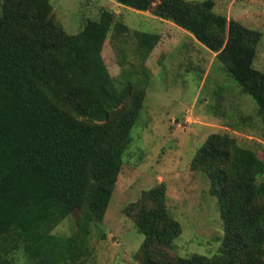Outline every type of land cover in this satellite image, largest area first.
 Returning <instances> with one entry per match:
<instances>
[{"label": "trees", "instance_id": "obj_1", "mask_svg": "<svg viewBox=\"0 0 264 264\" xmlns=\"http://www.w3.org/2000/svg\"><path fill=\"white\" fill-rule=\"evenodd\" d=\"M113 1L152 10L218 51L230 80L254 104V116H242L240 124L264 135V72L254 67L259 32L214 13L212 0ZM51 10V0H1L0 264H17L14 254L21 251L26 264H88L82 257L90 226L108 208L144 98L132 78L117 85L101 56L108 33L115 39L129 33L124 22L103 10L68 34ZM132 33L145 60L159 36ZM191 167L216 198L225 231L220 249L210 257L167 256L163 247L181 226L160 184L141 194L135 228L143 240L134 258L139 264H264V170L256 154L229 134H211ZM75 213V239L51 235Z\"/></svg>", "mask_w": 264, "mask_h": 264}, {"label": "rangeland", "instance_id": "obj_2", "mask_svg": "<svg viewBox=\"0 0 264 264\" xmlns=\"http://www.w3.org/2000/svg\"><path fill=\"white\" fill-rule=\"evenodd\" d=\"M152 1L155 5L160 0ZM184 1L198 5L206 0ZM212 1L214 13L259 32L254 67L264 72V0ZM51 3L52 16L68 34L79 32L84 19H98L103 10L113 13L115 21L124 22L129 33L116 39L108 33L101 56L117 85L132 78L144 96L108 208L101 222L90 226L88 255L82 259L88 264H139L133 255L143 235L135 228L136 211L142 192L160 184L165 187L169 213L181 226L180 235L163 247L167 256H212L222 245L224 223L208 179L192 169L191 161L209 135L229 134L256 154L258 166L264 170V135L240 124L242 116L254 113L253 102L230 80L218 51L152 10L136 11L113 0ZM132 32L159 36L145 60ZM78 216L75 213L60 221L51 235L75 239ZM76 243L81 246L79 239ZM14 258L17 264H26L23 251Z\"/></svg>", "mask_w": 264, "mask_h": 264}]
</instances>
